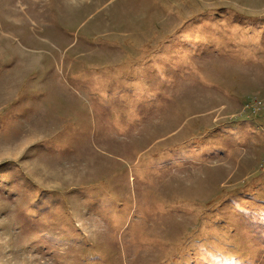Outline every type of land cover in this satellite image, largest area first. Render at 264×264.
<instances>
[{
	"label": "rangeland",
	"instance_id": "obj_1",
	"mask_svg": "<svg viewBox=\"0 0 264 264\" xmlns=\"http://www.w3.org/2000/svg\"><path fill=\"white\" fill-rule=\"evenodd\" d=\"M2 64L0 264H264V0H0Z\"/></svg>",
	"mask_w": 264,
	"mask_h": 264
},
{
	"label": "crops",
	"instance_id": "obj_2",
	"mask_svg": "<svg viewBox=\"0 0 264 264\" xmlns=\"http://www.w3.org/2000/svg\"><path fill=\"white\" fill-rule=\"evenodd\" d=\"M7 52V51H4ZM28 68V65H21L19 67L13 64H2L0 65V116L7 114L8 116L13 115L23 120L22 107L26 103V96L22 91L21 79H15L13 72H20ZM9 107V108H8ZM8 108V109H7ZM38 133H21L20 139L15 143L14 146L10 147L13 151L15 158L19 153L28 148ZM9 150V149H8ZM8 152L4 148V141H0V161L3 157H7Z\"/></svg>",
	"mask_w": 264,
	"mask_h": 264
}]
</instances>
